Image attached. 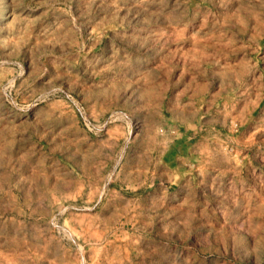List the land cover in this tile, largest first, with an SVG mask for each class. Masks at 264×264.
I'll use <instances>...</instances> for the list:
<instances>
[{"label":"rangeland","instance_id":"374dc122","mask_svg":"<svg viewBox=\"0 0 264 264\" xmlns=\"http://www.w3.org/2000/svg\"><path fill=\"white\" fill-rule=\"evenodd\" d=\"M0 264H264V0H0Z\"/></svg>","mask_w":264,"mask_h":264}]
</instances>
